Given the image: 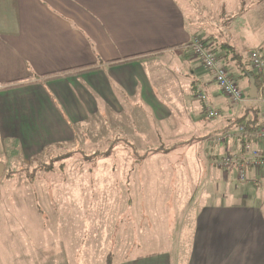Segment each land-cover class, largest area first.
<instances>
[{
    "label": "crops",
    "instance_id": "0c3cea01",
    "mask_svg": "<svg viewBox=\"0 0 264 264\" xmlns=\"http://www.w3.org/2000/svg\"><path fill=\"white\" fill-rule=\"evenodd\" d=\"M200 1L222 14L223 21L221 33L206 31L202 36L215 48L221 65L242 70L251 63L250 52L246 63L228 28L234 21L246 22L249 14H264L256 11L264 0H257V7L250 0ZM187 16L179 0H0V136L16 141L15 148L25 157L76 143L90 118L105 116L107 110L122 116L126 103L143 112L137 117L153 118V127L167 126L178 117L181 76H189L190 83L206 95L205 109L212 105L226 113L217 126L193 115L188 141L206 138L186 144L197 176H175L174 168L167 171L177 148L163 158L154 152L142 162L162 160L161 167L146 172L152 176L137 178V188H125L121 194L188 199L179 201L185 205L177 207L175 221L136 229L137 254L116 256V250H110L104 264H264V168L248 166L246 179L240 180L237 165L222 169L216 163L226 154L245 155L243 133L235 128L255 117L256 108L263 122L264 102L247 96L245 102L233 104L213 73L186 56L192 53L193 38L201 35ZM223 23L230 24L227 28ZM130 126L139 133V121ZM175 126L172 137L177 136ZM226 131L237 132L224 144L213 140ZM249 142L264 152V140L253 136ZM156 180L162 185L176 181L182 187L184 182L189 185L169 192L144 189L155 187ZM194 205L196 213L191 215ZM127 229L129 224L115 227L105 236V244H128ZM167 242L177 247L162 249Z\"/></svg>",
    "mask_w": 264,
    "mask_h": 264
},
{
    "label": "rangeland",
    "instance_id": "374dc122",
    "mask_svg": "<svg viewBox=\"0 0 264 264\" xmlns=\"http://www.w3.org/2000/svg\"><path fill=\"white\" fill-rule=\"evenodd\" d=\"M179 1L186 9L192 28L201 34L198 37L208 43L202 34L206 31L221 33L219 26L223 22L220 18L222 14L214 12L211 5L200 0ZM250 1L258 6L257 0ZM256 11L264 12V3ZM223 25L228 28L226 23ZM228 30L232 32L231 40L234 38L237 45L242 47L243 61L246 63L249 61L248 52L256 50V47L264 51V14H249L246 22L242 19L234 21L233 27ZM228 30L226 39L230 38ZM209 49L213 51L215 48L210 44ZM191 51L193 54L188 53L186 56L194 57V63L199 61L203 65ZM244 66L254 68L251 63ZM227 69L231 78L248 96L249 76L241 69ZM178 78L177 93L181 94L177 103L178 117L174 122L171 119L167 126L161 124L162 129L152 126L151 117H137L142 116L143 112L126 103L122 116L111 110H107L105 116L95 114L88 121L89 126L80 128L76 143L53 146L29 158L19 148H15L16 141L5 140L0 136V162L6 165L5 174L0 178V264H104L103 258L110 250H116V256L119 253L133 256L140 251V246L133 244L137 242L136 232L140 227L165 225L169 220H176L177 207L185 205L179 204V201L188 199L184 195L155 197L149 194L142 196L140 193L139 196H127L121 192L125 188H137V178L152 176L146 172L153 167H161L159 161L162 160L142 164L154 152H160L158 157H162L166 156L165 152L177 148L174 151L176 153L171 155L173 158L169 159L171 166L166 169H171V172L177 169L175 176H191L194 164L189 160L192 155L186 149V144L202 139L196 137L188 141L193 115H198L203 123L211 126H217L226 116L221 109L218 116L209 117L204 103L207 99L199 97L201 91L190 83L189 76ZM220 96L224 103L228 102L225 96ZM212 109L215 110L214 107ZM133 120L139 121V133L130 126ZM185 122L187 124L184 126ZM174 125L177 136L172 137ZM156 132L162 136L161 140ZM225 142L227 140L222 141V144ZM169 160L163 161L169 163ZM218 160L216 163L219 166ZM220 168L224 169L222 166ZM197 174L195 171L193 176ZM155 183V187L145 186L144 189H165L169 192L182 187L177 181L171 185H162L158 180ZM188 185L187 182L183 183L184 187ZM196 209L197 205L192 206L190 214L195 215ZM139 222L142 224L138 227ZM127 224L128 244H105V236L111 235L115 227L119 229ZM144 246L148 249L152 247ZM175 247L170 242L161 245L167 251ZM46 255L49 256L48 260L45 259Z\"/></svg>",
    "mask_w": 264,
    "mask_h": 264
},
{
    "label": "built area",
    "instance_id": "2783aa9c",
    "mask_svg": "<svg viewBox=\"0 0 264 264\" xmlns=\"http://www.w3.org/2000/svg\"><path fill=\"white\" fill-rule=\"evenodd\" d=\"M209 45V43L205 42L200 37L195 36L191 41L190 47L198 59L201 60L204 67L213 73L214 79L223 94L229 98L233 104L238 105L245 102L248 99L247 95L231 78L228 69L219 63L218 57L211 49H209ZM250 60L256 72L261 76V87L258 89L257 100H264V56L259 50H253L250 53ZM199 97L203 100L206 99V95L202 92L199 94ZM208 115L211 118H214L219 115V112L210 109L208 110ZM236 130H238V133H248L245 125H239ZM236 132L226 131L221 135L215 136L214 140L222 142L231 136H235ZM253 136L260 140H264V126L255 130ZM243 151L245 152V155L242 157L226 154L221 156L218 160L219 166L224 168H230L234 164L237 165L239 168V178L241 180L246 179V168L248 166L264 168L263 151L255 148L251 142L244 143Z\"/></svg>",
    "mask_w": 264,
    "mask_h": 264
},
{
    "label": "trees",
    "instance_id": "16d2710c",
    "mask_svg": "<svg viewBox=\"0 0 264 264\" xmlns=\"http://www.w3.org/2000/svg\"><path fill=\"white\" fill-rule=\"evenodd\" d=\"M214 52H216L215 49H213ZM261 52V51H260ZM262 53V52H261ZM263 54V53H262ZM264 56V54H263ZM245 65V64H244ZM242 70L251 78H254L255 79V82L258 86V89H260L261 87V76L256 72V70L253 68V69H249L247 70L245 66H243ZM238 85V84H237ZM229 99V98H228ZM230 100V99H229ZM214 110L212 109L211 107H209L207 110ZM217 111V110H216ZM247 111H249V109H247ZM254 111L256 114L255 117H253L252 119L248 120L246 123H245V126H246V129L248 131V133H243L241 134L242 135V141L243 143H246V142H249L252 140L253 136L251 135V132H254L255 130H257L258 128L264 126V120L262 122V120L259 118V115L258 114V108H256L255 110H252ZM210 117V116H209ZM243 118H241L240 120H242ZM260 119V120H259ZM168 151V150H167Z\"/></svg>",
    "mask_w": 264,
    "mask_h": 264
},
{
    "label": "water",
    "instance_id": "95a60500",
    "mask_svg": "<svg viewBox=\"0 0 264 264\" xmlns=\"http://www.w3.org/2000/svg\"><path fill=\"white\" fill-rule=\"evenodd\" d=\"M250 98H256L258 96V86L254 78H250V89L248 92ZM6 165L3 162H0V178L5 174Z\"/></svg>",
    "mask_w": 264,
    "mask_h": 264
}]
</instances>
